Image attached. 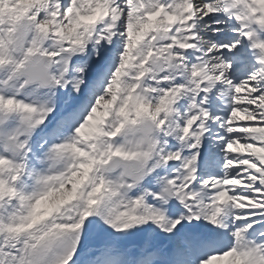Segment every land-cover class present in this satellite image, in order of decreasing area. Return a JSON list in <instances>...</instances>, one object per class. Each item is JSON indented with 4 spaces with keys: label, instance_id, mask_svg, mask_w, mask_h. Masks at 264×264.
<instances>
[{
    "label": "snow or ice",
    "instance_id": "snow-or-ice-1",
    "mask_svg": "<svg viewBox=\"0 0 264 264\" xmlns=\"http://www.w3.org/2000/svg\"><path fill=\"white\" fill-rule=\"evenodd\" d=\"M0 264H264V0H0Z\"/></svg>",
    "mask_w": 264,
    "mask_h": 264
},
{
    "label": "rangeland",
    "instance_id": "rangeland-1",
    "mask_svg": "<svg viewBox=\"0 0 264 264\" xmlns=\"http://www.w3.org/2000/svg\"><path fill=\"white\" fill-rule=\"evenodd\" d=\"M241 115H243V114H241ZM246 121H244V120H241V121H239V123H245Z\"/></svg>",
    "mask_w": 264,
    "mask_h": 264
}]
</instances>
